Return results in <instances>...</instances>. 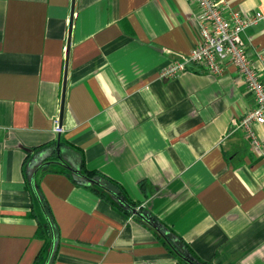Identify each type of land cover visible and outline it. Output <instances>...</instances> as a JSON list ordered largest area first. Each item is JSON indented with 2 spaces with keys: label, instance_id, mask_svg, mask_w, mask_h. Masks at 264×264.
Returning <instances> with one entry per match:
<instances>
[{
  "label": "crops",
  "instance_id": "1",
  "mask_svg": "<svg viewBox=\"0 0 264 264\" xmlns=\"http://www.w3.org/2000/svg\"><path fill=\"white\" fill-rule=\"evenodd\" d=\"M196 12L194 0H0V264L32 263L39 196L57 228L42 264H186L167 233L209 264H264V152L232 123L252 94L229 63L158 75L196 42ZM241 37L264 80V19Z\"/></svg>",
  "mask_w": 264,
  "mask_h": 264
},
{
  "label": "built area",
  "instance_id": "2",
  "mask_svg": "<svg viewBox=\"0 0 264 264\" xmlns=\"http://www.w3.org/2000/svg\"><path fill=\"white\" fill-rule=\"evenodd\" d=\"M194 1L197 6V40L186 54L178 55L163 65L158 70V75L174 76L189 63L197 64L208 73L218 74L225 64H232L254 101L253 106L232 123L234 127L243 130L252 148L264 152V142L256 136L251 125L264 124V80L260 79L259 73L252 66L241 37L246 26L264 19V12L254 10L251 13H242L229 8L224 11L217 0ZM52 130L55 133L61 131L56 118L53 119ZM138 211V205L129 207L128 217L135 216Z\"/></svg>",
  "mask_w": 264,
  "mask_h": 264
},
{
  "label": "trees",
  "instance_id": "3",
  "mask_svg": "<svg viewBox=\"0 0 264 264\" xmlns=\"http://www.w3.org/2000/svg\"><path fill=\"white\" fill-rule=\"evenodd\" d=\"M62 171L68 174L66 170ZM95 173L96 172L93 170H83L82 174L84 175L86 180L82 183H84L85 186H89L98 195L105 196V193L109 194L110 198H107L110 200L109 202L115 208L121 211V213L127 214L129 207H131L133 203L124 199L123 194L120 190H118L117 186V188L115 187L116 190L115 192H113V196L106 190H103L104 188H100L97 182L90 179L93 175H95ZM104 191L106 192L104 193ZM36 206V209H30L28 214L34 219L35 222L34 236L40 238L42 242L31 264H42L45 258L50 238L56 232L57 228L50 215V211L41 196H39L38 200L36 201ZM156 236L165 244L166 248L169 251L175 254L180 260H182L186 264H209L208 262L200 260L197 256H195L193 252L183 242L182 249L179 250L177 248V245L175 244V241L181 240L177 236H173L170 233L160 235L156 234Z\"/></svg>",
  "mask_w": 264,
  "mask_h": 264
}]
</instances>
